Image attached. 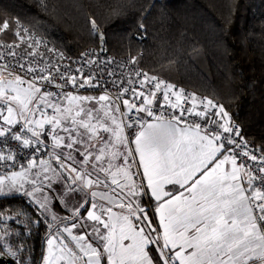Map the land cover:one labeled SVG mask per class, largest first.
<instances>
[{
    "label": "snow or ice",
    "instance_id": "6c2138e0",
    "mask_svg": "<svg viewBox=\"0 0 264 264\" xmlns=\"http://www.w3.org/2000/svg\"><path fill=\"white\" fill-rule=\"evenodd\" d=\"M81 57L60 66L63 52L0 15V196L37 206L41 264H264V145L250 146L223 104L141 69L118 76L95 49ZM89 88L100 94H78ZM22 215L0 209V258L14 264L30 246L10 242L6 221Z\"/></svg>",
    "mask_w": 264,
    "mask_h": 264
},
{
    "label": "trees",
    "instance_id": "16d2710c",
    "mask_svg": "<svg viewBox=\"0 0 264 264\" xmlns=\"http://www.w3.org/2000/svg\"><path fill=\"white\" fill-rule=\"evenodd\" d=\"M0 15L19 19L73 56L100 49L94 19L108 51L220 101L246 140L264 145V0H0ZM0 209L27 213L7 220L14 230L9 240L25 241L28 264H41L47 229L37 206L13 195L0 198Z\"/></svg>",
    "mask_w": 264,
    "mask_h": 264
},
{
    "label": "built area",
    "instance_id": "2783aa9c",
    "mask_svg": "<svg viewBox=\"0 0 264 264\" xmlns=\"http://www.w3.org/2000/svg\"><path fill=\"white\" fill-rule=\"evenodd\" d=\"M92 32H93V33H96L95 29H93ZM36 34H37V36H38L39 38H42L44 41L47 42V46H48L49 48H56V49H58L59 51H61V52L64 53V55H65V59H64L63 61L60 62V66H63V65H65V64H71V65H72V68L75 69L76 67H79L80 64H81V62H82V59H83V58L81 57V54L84 53V52H88V51H90V50H92V49H95V50L97 51V53L99 54V56H100L101 59H104V60L112 59V60L114 61V63H113L112 65H110V67L113 68V69H115V71L117 72V75H118V76H119V74H120L121 72L125 73V76H126V74H127L129 71L133 70V69H141V70L145 71L142 67H140V66L137 65V64L133 65V64L127 63L130 59H132L131 56H129V55H128V56H117V55L111 53L110 51H108V50L106 49V47H105L106 51H103V52H100V49H98V48L89 47V48L85 49V50H84L79 56H73L71 53H69L68 51L62 49L60 46L56 45L52 40H50L49 38L45 37L44 35L39 34V33H37V32H36ZM141 39L143 40L144 37H142ZM41 51H46V49L43 47V45L41 46ZM47 56H48V57H52L54 61H55V59H56V58L53 56L52 53H47ZM73 62H75V63H73ZM125 64H126V67H117V65H125ZM87 67H88V66H85L86 69H87ZM155 76H157L158 78H160V79H162V80L167 81L168 83H171V84L175 85L174 91H178V90H180V89H183L185 94H188V93H194V94H195V92H194L192 89H190V88H185V87H182V86L176 85V84L172 83L170 80H168V79H166V78H164V77H162V76H160V75H155ZM133 78L135 79V77H133ZM69 90H71V91H73V92H77L76 89H71V88H69ZM112 91L114 92L115 89H112ZM78 94H82V95H99L100 92H98V91H96V90H94V89L89 88V89H79V90H78ZM195 95H196V94H195ZM196 96H197V95H196ZM197 97H200V96H197ZM202 97H207V96H202ZM208 98H209V97H208ZM173 99H174V98H173ZM210 99H211V98H210ZM212 100H213V99H212ZM158 102H159L160 104H163V103H164V102H163V97H162V95H159V94H158ZM214 102L219 103V104H222V103H221L220 101H218V100H214ZM160 111H163V112H165V113H171L173 110L170 109V108H168L167 106H164V107H162V108L157 109V114H159ZM176 111L178 112V110H176ZM142 115H143V114H142ZM189 119H192V117H189ZM231 121H232V122H233V123L239 128L241 135L245 138V136H244V130H243V127L241 126V124L238 123V122H236V121H233L232 119H231ZM128 131H129V133L133 132V130H128ZM245 140H246V138H245ZM248 143H249V142H248ZM249 145H250V146H255V145H253V144H251V143H249ZM132 147H133V146H132ZM255 147H257V146H255ZM2 171H3V169H0V174H2ZM137 179L139 180V177H138ZM68 213H69V212H68ZM69 214H70V213H69ZM3 227H4V226H1V225H0V229H2Z\"/></svg>",
    "mask_w": 264,
    "mask_h": 264
},
{
    "label": "crops",
    "instance_id": "0c3cea01",
    "mask_svg": "<svg viewBox=\"0 0 264 264\" xmlns=\"http://www.w3.org/2000/svg\"><path fill=\"white\" fill-rule=\"evenodd\" d=\"M93 96H98V95H93ZM149 119H151V118H149ZM133 147H134V145H132ZM138 159V158H137ZM142 168L140 169V172L142 173ZM15 195H22V193H16ZM9 196H13L12 194L11 195H7V196H5V197H9ZM31 199V198H30ZM32 201V200H31ZM145 202H147V197H146V200H145ZM153 203H154V201H153ZM53 210L59 215V216H61V217H67V215L65 214V213H68V211L67 210H65V208L64 207H62V209H59L56 205H55V203L53 202ZM61 210L62 211H64L65 213H63V212H61ZM117 211H118V209H117ZM70 216V215H69ZM49 219H50V216H49ZM156 222L158 223V217L156 218ZM65 223H67V224H69L70 225V223H71V221L70 220H66L65 221ZM74 231V234H76V230H73ZM55 232V230L53 231V233ZM65 236H67V234L65 233L64 234ZM69 243H71V241H70V238H69ZM46 248H47V245H46ZM46 254V253H45Z\"/></svg>",
    "mask_w": 264,
    "mask_h": 264
},
{
    "label": "water",
    "instance_id": "95a60500",
    "mask_svg": "<svg viewBox=\"0 0 264 264\" xmlns=\"http://www.w3.org/2000/svg\"><path fill=\"white\" fill-rule=\"evenodd\" d=\"M103 47L104 48L106 47V40L104 41ZM0 264H14V261L12 260L11 257L5 256V257L0 258Z\"/></svg>",
    "mask_w": 264,
    "mask_h": 264
},
{
    "label": "rangeland",
    "instance_id": "374dc122",
    "mask_svg": "<svg viewBox=\"0 0 264 264\" xmlns=\"http://www.w3.org/2000/svg\"><path fill=\"white\" fill-rule=\"evenodd\" d=\"M16 193H12V195H15ZM11 195V194H9ZM7 196V195H6ZM5 196H0V198H3ZM55 203V205L59 208V209H62V205H60L58 202L56 201H53ZM66 210V209H65ZM61 212L65 213L64 211L61 210ZM67 216H69L70 214L69 213H65ZM6 224H7V221H6ZM1 226H4V225H1ZM90 231V229H88Z\"/></svg>",
    "mask_w": 264,
    "mask_h": 264
}]
</instances>
